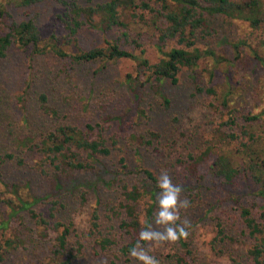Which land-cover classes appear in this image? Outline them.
I'll return each instance as SVG.
<instances>
[{
    "label": "rangeland",
    "instance_id": "374dc122",
    "mask_svg": "<svg viewBox=\"0 0 264 264\" xmlns=\"http://www.w3.org/2000/svg\"><path fill=\"white\" fill-rule=\"evenodd\" d=\"M149 1L157 6L155 0ZM87 2L90 0H82V3ZM9 9L17 20L30 12L43 38H46L55 26V14L60 7L51 0H44L31 9ZM125 20L131 21L128 31L132 40L125 46L135 53L144 50L143 55L150 62L161 57L162 51L178 45L173 40L160 42L157 32L139 17L127 15ZM159 23L165 24L164 19L160 18ZM202 28L196 44L211 48L232 61L228 82L224 67L220 64L210 84L215 85L222 94L229 83L232 89L229 99L231 106L238 109L240 123H244L243 116L248 112L259 114L258 120L264 122V61H261L264 60V28H253L248 21L222 14H206ZM117 33L119 31L115 29H83L78 34V44L85 49L102 46L105 40L115 38ZM133 40L140 46L135 45ZM239 41H243L239 45L240 57L235 58L232 44ZM68 49L74 51L77 47L71 44ZM29 52L30 49L11 48L6 57H0V154L15 150L14 136L32 132L33 142H40L43 131L46 133L48 128L64 122L83 129L86 123L102 122L105 135L117 140V149L107 158L101 159L98 155V161L90 170L64 172L62 180L65 187L56 196L51 195L52 191L56 192L54 180L50 177L53 172L46 169L50 175H45L42 170L44 160L39 149L35 147V151H25L23 164L8 161L0 166L3 180L0 181V198L13 196V184H17V190L23 197L40 198L34 207L47 213L51 199L59 197L64 206L56 205V209H60L56 213L57 218L72 220L84 243L74 264H140L133 258L126 261V257L119 253L120 243L128 239L121 236L119 229L111 226L112 223L115 225L114 219H117L112 209L119 206L120 186L142 181V175L133 171L138 158H142L143 166L151 169L157 178L166 170L173 183L181 185L177 178L175 158L190 150H201L212 126L219 120L220 114L210 102L217 103L221 98L200 93L195 87L208 79L207 70L212 69L211 61H202L193 71L183 69L177 84L165 80L159 90L156 83L151 84L146 80V71L132 58L69 65L51 52L35 54L32 58ZM41 92L46 94L48 103L57 110V114L41 110L38 102ZM162 94L168 98L167 104ZM138 107L146 109L147 114L143 118L137 116ZM24 117L27 121H24ZM151 128L157 129L160 136L148 143L145 133ZM78 152V156L86 158L82 150ZM119 155L127 158L126 171H122L118 165ZM85 176L94 182L93 186L85 184ZM238 178L240 180L233 186L221 187L218 181L207 178L197 191L183 189L181 198H187L190 207L182 209L180 214L182 220L189 222L188 239L195 258L192 264H230L231 256L250 264L246 253L250 241L238 217V204L228 200L227 196L228 192L238 195L244 204H260L261 200L255 195L256 187L250 180ZM83 191L86 197L84 202L80 196ZM159 192L153 199V216L158 210ZM94 206L100 212L101 231L116 240V244L103 250L97 245L95 236L89 233L88 219ZM146 206L145 199L137 205L143 221ZM9 211L6 205L0 203V220L9 218L8 224L0 227V244L20 230H23L21 236L24 241L17 249L5 252L0 264H45L54 231L48 230L42 239L36 233L33 237L25 228L26 223L32 225L26 211L12 217H9ZM22 213L24 219L20 217ZM218 219L225 223L227 237L214 247L211 242ZM151 224L154 228H161L155 225L154 219ZM174 247L175 244H164L155 248L150 255H154L160 264H170L167 255ZM0 251L4 252L5 248L0 247Z\"/></svg>",
    "mask_w": 264,
    "mask_h": 264
},
{
    "label": "trees",
    "instance_id": "16d2710c",
    "mask_svg": "<svg viewBox=\"0 0 264 264\" xmlns=\"http://www.w3.org/2000/svg\"><path fill=\"white\" fill-rule=\"evenodd\" d=\"M43 1L0 0V57H6L11 48H16L30 49V58L35 54L51 52L66 60L69 65L96 60L132 58L146 71V80L151 84L156 83L159 90L165 80L177 84L183 69L192 70L204 60L211 61L212 69L207 70L208 79L206 82L197 83L195 87L200 93L221 98L217 103L210 102L212 108L214 107V110L220 114L219 120L212 126L210 136L201 150L197 152L190 150L175 158L178 165L177 178L183 189L190 192L194 189L197 191L207 178H211V181H218V186L221 187L235 185L240 180L238 177L250 180L256 187L254 193L260 198V204L256 202L244 204L238 195L231 192H228L227 199L238 204L236 207L238 217L250 241L246 250L250 264H264V122L258 120L259 114L252 112L244 114V123L238 121V109L231 106L229 99L232 92L229 83L222 94H219V89L215 85L210 84L220 64L224 67L226 82H228L232 61L211 48L199 47L196 44L198 34L203 32L202 27L206 14H222L228 18L243 19L248 21L253 28H264V0H155L158 7L149 0L96 2L90 0L87 3H82V0H51L60 7V10L56 12L55 26L46 38H43L30 12L21 20H17L9 11L10 7L31 9ZM127 15L128 17H139L147 22V25L157 32L160 42L173 40L178 45L162 51V56L153 62L143 55L144 50L139 53L129 50L125 46L132 42L128 31L131 21L125 20ZM160 18L164 19L165 24L159 23ZM83 29L102 31L115 29L119 33L115 38L105 40L102 46L85 49L78 44V34ZM133 43L140 46L136 40H133ZM241 43L243 41L232 44L235 58L240 57L239 45ZM71 44L77 49L69 51L68 46ZM128 78L131 80L130 75ZM162 98L165 104L169 102L164 94ZM22 101L24 103L23 97ZM38 102L44 112L57 114V110L48 103L44 92L38 95ZM136 110L138 117L143 118L147 114L145 108L138 107ZM24 121H27L26 117ZM84 127L85 129L65 122L58 124L53 128H48L46 133L43 131L40 142H33L32 132L22 134L21 137L14 136L13 141L16 142V148L0 154V166L8 161L21 165L25 161V151H35V147L38 148L43 156L42 170L45 171V175H50L46 169L53 172L50 177L54 180L53 188L56 192L52 191L51 195L56 196L65 187L62 180L64 172L90 170L98 161V155L101 159L107 158L112 155L115 148L117 149V140L105 135L102 122L86 123ZM159 136L160 133L155 128L148 129L145 133L148 143H152ZM78 150L86 154L85 159L78 156ZM88 159L90 160L87 161ZM137 163L133 171L142 175V181L136 184H121L119 206L112 209L117 219L113 218L115 225L112 223L111 226L119 229L121 236L128 239L126 242H121L118 247L119 253L126 257V261L131 260L129 249L135 245L143 227L137 205L143 199L147 201L145 222L151 223L154 217L153 199H155L156 192L161 191L157 187V177L151 169L143 166L142 158H138ZM48 164L53 168L51 169ZM118 165L122 171L127 170L125 155H119ZM83 179H86L85 184L94 185L88 176ZM0 181H3L1 172ZM13 186L11 191L13 196L0 198V203L10 210L9 217L17 215L20 211H26V215L34 226L26 223L25 228L33 237L36 233L42 239L48 234V230L54 231L45 264H74L84 243L77 234L72 220L63 221L57 218L56 213L60 209H56V205L63 207L64 203L59 197H55L51 199L47 213L37 211L34 203L40 198L35 196H32V199L25 198L17 190V184ZM80 196L84 202L86 200L84 191ZM20 217L24 219V214H20ZM8 220L9 218L1 219L0 227L6 226ZM88 223L89 233L95 236L100 249L103 250L116 244L114 238L101 231L100 212L95 206L90 210ZM225 227L221 219L216 221L215 235L211 242L214 247L216 243L227 237ZM22 232L23 230L16 231L13 237L4 239L3 244H0V247L5 248L4 252L0 251V261L4 259L5 252L22 245L24 241L21 236ZM190 242L188 238H182L175 243L174 250L167 255L170 264H192V261L194 262ZM230 264L246 263L237 256H231Z\"/></svg>",
    "mask_w": 264,
    "mask_h": 264
},
{
    "label": "clouds",
    "instance_id": "9594fccd",
    "mask_svg": "<svg viewBox=\"0 0 264 264\" xmlns=\"http://www.w3.org/2000/svg\"><path fill=\"white\" fill-rule=\"evenodd\" d=\"M157 187L161 190L158 194V210L154 214V223L161 228H154L151 223L141 221L143 227L138 234L134 246L129 249L131 258L140 264H160V261L150 255L155 248L164 244L178 243L182 238L189 236L188 221L181 218V210L190 207L187 198L182 199L183 187L174 184L171 176L165 170L157 178ZM179 222V223H178ZM147 245V247L145 246Z\"/></svg>",
    "mask_w": 264,
    "mask_h": 264
}]
</instances>
